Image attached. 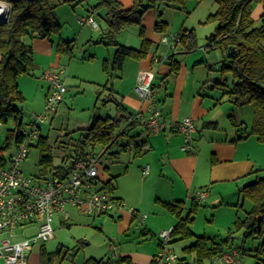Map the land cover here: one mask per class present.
I'll list each match as a JSON object with an SVG mask.
<instances>
[{"label":"trees","instance_id":"16d2710c","mask_svg":"<svg viewBox=\"0 0 264 264\" xmlns=\"http://www.w3.org/2000/svg\"><path fill=\"white\" fill-rule=\"evenodd\" d=\"M6 1L11 3V14L9 20L0 27V123L4 124L8 120H12L16 127L22 123V110L18 108L17 103L24 99L19 88L18 78L31 72L34 65L32 46L27 44L24 38L28 36L50 39L52 34L59 33L61 24L55 13V5L51 3V0ZM160 1L183 4L185 0H133L132 5L127 8L119 0H97L94 5L89 7L88 10L91 14L98 8L106 9L104 15L106 29L101 32L98 39L105 44H113L117 47L112 59H104L102 62V70L109 79L122 68L126 58H146L153 46H159L158 43L154 45L151 39L145 37L141 21L144 11L151 6L154 7L155 3ZM215 2L217 9L207 17L206 21L215 22L216 26L207 39L206 47L223 48L227 53L228 60L220 68V71L223 75L228 74L231 82L228 83L225 79L219 84L220 88L223 95H226L234 106L250 105L253 111L249 131L246 130L244 121H236L233 114L228 117L236 129L243 132L237 139H243L247 135L253 134L259 142L264 143V0H215ZM257 3H262L263 11L257 19L259 23L256 25L257 20L252 17V11ZM132 23L141 25L139 48L119 44L113 40L117 31ZM164 24V22L162 24L157 22L155 30L163 34L166 31ZM178 35L179 43L182 42L183 46L194 47L193 30L184 29ZM73 48V40H66L58 36L55 41V51L61 55L72 54ZM175 52L167 60L173 71L178 69L177 61H173ZM115 104L118 111L123 110L121 102H115ZM131 115L132 112L126 115L122 113L113 117L106 116L103 119L97 117L78 139H70V143L74 146L73 154L65 157L56 166L51 164L52 155L49 153L47 136L40 133L37 143L34 144V147L40 151L39 173L34 176L46 174L62 163L69 165L75 159H85L90 154L99 158L98 154L100 153L95 151L96 146H100L106 153L110 146L116 143L117 149L110 153L112 159H116L120 152L126 150L132 151L134 156L141 155L144 150H147L145 149L148 142L147 136L146 134L142 135L141 131L136 134H130V132L132 129L140 127L147 134L148 132L137 119L127 122ZM19 119L21 122L18 124ZM121 120L125 121V124L120 129ZM13 131L14 128L7 130L5 141L11 142ZM259 171L260 169L252 170L251 173L255 174L254 183H249L241 189L242 197L249 199L252 203L248 216L243 220L238 218L234 222L236 231L243 230V241L254 236L258 238L264 236V175H258ZM113 179L114 177L104 182V186L111 192L114 190ZM164 205L169 213L176 218V223L170 234V243L193 237L194 233L190 225L194 219L192 214L197 210L199 201L192 199L185 216L182 215L185 209L183 201L175 200L164 203ZM258 218L260 228L257 226ZM141 231L147 234L144 229ZM234 232L229 231L222 242H216L205 236H196L193 243L182 248L183 255L178 256V263L204 264L206 259L221 255L228 248H233L238 251L239 256L247 251L256 260L261 261L255 264H264V259L260 258V255L264 254V240L257 247L245 249L244 245H233ZM188 256H192V258L189 259ZM63 258L62 247H58L54 253L43 252L41 264H50L54 260L59 264ZM103 262V259H88L86 264H102ZM153 264H155L154 260Z\"/></svg>","mask_w":264,"mask_h":264},{"label":"rangeland","instance_id":"374dc122","mask_svg":"<svg viewBox=\"0 0 264 264\" xmlns=\"http://www.w3.org/2000/svg\"><path fill=\"white\" fill-rule=\"evenodd\" d=\"M96 1L89 0V4H91L89 5L84 0H51V3L55 5V13L61 27L59 33L52 34L50 39H55L56 41L58 36H61L63 39L74 40L72 54L68 56H63L64 54H62L61 64L58 66L65 71L63 80L67 86V91L64 94L63 100L59 103L56 112L48 121L42 124L41 129V133L47 136L48 139L49 153L52 155L51 164L53 166L59 165L65 157L73 154L74 146L70 143V139H78L81 133L90 125L93 116L100 115L105 117L116 114L115 101L113 99V97L117 98L115 94L108 96L110 99L107 103H103V98L106 95H102L99 99L97 98V91L101 87L99 85L100 81L105 77L101 68L103 59L106 57L111 58L117 48L116 45L105 44L98 39L102 30L106 29L105 19H103L106 9L98 8L91 14L97 24L95 29L87 24L83 25L78 22L79 19L85 20L87 18L89 15L87 8L94 5ZM120 1L125 8L131 6L133 2V0ZM216 9L217 3L215 0H185L183 4L160 1L155 3L154 7L151 6L144 11L141 25L144 24V35L148 39H152L149 38L150 34L154 36L159 33L154 29L157 22H161V24L165 23L166 31L164 33L169 38L172 35H177L184 29L193 30L195 37L194 46L197 47V50H202L204 49L202 46H205L210 33L214 31L216 26L215 22L206 21V19ZM258 23L259 21L257 20L256 25ZM141 25L135 23L126 25L114 34L113 40L116 43L127 46H139L141 39L139 37V29ZM161 35L162 33L159 34V37ZM50 39L46 38L45 41H41V38L26 36L24 41L34 46L36 42H46ZM162 46L160 45L161 48ZM178 46H183L182 42ZM210 50L212 53L216 52L218 54L217 64L221 68L228 60L225 49L216 47ZM33 72H35L34 76L32 75ZM39 74L38 71H33L32 69L31 72L23 74L18 78L19 88L24 98L22 102L17 103L18 108L22 110L21 127H25L35 114L43 112L44 102L41 99V91L46 87V82L38 78ZM32 76L35 79H32ZM226 79L228 83L231 82L228 74ZM128 83H122V81L113 75L108 85L113 86L115 91H120L118 90L119 87L121 85L128 87ZM132 91L134 92L133 88L130 90V93ZM134 94L136 93L134 92ZM137 99L139 100L138 96ZM235 110L236 121L243 120L248 128H250L253 119L252 107L244 105L242 107H235ZM124 124L125 121L121 120L119 128L123 127ZM14 127L15 124L12 120L0 124V146L5 141L7 130ZM138 132L139 128H136L132 129L130 133L136 134ZM115 147L113 145L98 160L99 175L101 179L105 180L114 176L116 172L128 168L129 172L123 173L124 175L122 174L118 180V184H121L127 190L131 187L132 181L140 182L137 178H144L140 168V165L143 163L144 154L134 157L132 151H122L119 153L118 161L120 162L117 160L116 162L112 161L113 159L110 157V151L115 150ZM39 155V149L33 147L22 164L24 173L28 175H37L39 173ZM260 173V176L264 175V171ZM250 181L251 179L245 180V183L241 187L243 188ZM142 187L143 193L144 190L145 194L147 193L146 198L153 201V197L155 198L152 194L153 186L149 184ZM135 189V187L131 188L132 192ZM226 200L227 198L224 201ZM234 201H236V198ZM145 203H148V200ZM213 203V200L211 203L204 200L199 202L197 210L192 214L194 219L190 225L194 236L188 239L172 241L169 244L170 249L179 256H182V248L193 243L196 236H205L216 242H222L229 231H235L233 233V245H244L245 249L257 247L264 240V236L259 238L254 236L243 241V230L236 231L234 226L236 219L243 220L248 216L251 210L249 199L243 202L241 194L240 200L233 206H227L226 202H221L218 205ZM141 213L146 214V212ZM97 219H103L101 225L94 223L92 218L75 209H69L66 214H55L52 221L54 236L46 242L38 241L33 244L30 254V264H41L43 252L54 253L58 247H62V255L64 253V258L59 264H86L88 259H103L105 262L112 260L114 262L116 260L114 258L120 253V250L138 240L139 232L135 229V225L138 222L137 219L134 220V223L126 234L122 233L119 235L115 229L113 219H110L108 216H100ZM161 230L159 229L156 232L157 237L155 235L152 236L150 232L148 236L151 235L150 237L156 241L159 238L158 233ZM128 239L129 241H127ZM241 256L242 264L261 262L256 260L247 251L241 254ZM260 258L263 260L264 254L260 255ZM50 264H57V261L54 260ZM204 264H219V262L215 261L214 257H211L210 259H206Z\"/></svg>","mask_w":264,"mask_h":264},{"label":"crops","instance_id":"0c3cea01","mask_svg":"<svg viewBox=\"0 0 264 264\" xmlns=\"http://www.w3.org/2000/svg\"><path fill=\"white\" fill-rule=\"evenodd\" d=\"M84 2L89 4V0H84ZM88 9L89 7L87 8L89 13ZM262 11V3H257L252 11V17L257 20ZM96 27L97 25L94 29ZM160 33L154 36L150 34L151 37L149 36V38H152L154 44L158 43ZM45 39H41V41H45ZM140 43L137 47H130L139 48ZM206 45L207 43L202 46L204 48L202 50H197L196 46L192 48L190 46H179L173 56V61H177V71L171 69L169 62L157 64L151 61L154 52L163 49V46L161 48L160 45L153 46L152 51L146 58H126L122 68L115 72V76L122 83L129 82L128 87L121 85L118 89L120 91H115L113 86L108 85L110 79L102 70L105 77L100 81L99 85L101 87L97 91V98L106 95L103 98V103H107L110 99L108 96L115 94L118 99L113 97L114 101L121 102L123 105V110L118 111L115 104L116 114L114 116H118L122 113L126 115L135 112L142 106L141 101L134 94L135 91H132V94L130 90L134 89L137 71L141 68H152L156 73V102L162 108L166 120L165 128L158 133L148 132L147 134L143 131V128H139V132L141 131L142 135L146 134L148 140L145 148L147 150L142 153L144 158L142 157L143 163L140 168L145 165L149 166V173L142 179L137 178L140 182L132 181L131 187L126 190L121 184H118V180L123 173L129 172L128 168L116 172L114 176L105 180L100 178L98 168V177L103 183L114 177L112 180L114 190L112 192L115 197L124 200L130 206H134L139 212H146L147 214L141 228H135L139 232L138 240H134L136 242L120 250V253L115 256L114 259L116 260L114 262L103 260L102 264H153V258L160 248V239L157 238L155 241L150 236L155 235L157 237L156 232L159 229L171 228L176 223L175 216L169 213L164 203L175 200L183 201L185 207L183 216L187 214L193 198L199 202L204 200L211 203L213 200V204L216 205L226 202L227 206H233L241 198V186L245 183V180L251 179L252 181L255 179V174L251 173L252 170L260 169L264 171V143L259 142L253 134H249L243 139H237L243 132L238 131L228 117L230 114L235 116L236 106L228 100L226 95H223L219 85L224 82L227 74L223 75L220 71V65L217 64L218 54L216 52L212 53L211 48L206 47ZM32 49L34 57L33 71H38L40 73L38 78L46 82V87L41 91V99L44 102L49 91V83L41 75L48 69L60 66L62 56L55 51V39L36 42ZM63 56L68 55L64 54ZM112 57L104 59L111 60ZM33 74L35 75V72ZM33 76L31 78L35 79ZM187 116L191 117L196 125V131L193 134L194 149L191 152H185L181 149L183 136L176 130V124ZM97 117L103 119L106 116L97 115ZM93 121L91 120V122ZM246 128L249 131L247 125ZM113 145L116 146V150L118 145L116 143ZM95 151L100 153L98 154L100 157L105 154L100 146H96ZM113 151H110V153ZM116 160H119V154L112 161ZM262 171H259L258 175ZM149 184L153 186L152 194L155 196L153 201L146 198L147 193L145 194V190L144 193L142 191V186ZM133 187L136 189L132 192L131 188ZM199 191L206 194L202 199L196 198ZM225 198H227L226 201H224ZM235 198L236 201H234ZM242 198L243 202L247 199ZM147 200L148 203H145ZM102 216H108L114 220L118 235L126 234L134 220H136L128 213ZM88 217L92 218L94 223L101 225L103 222V219H97L100 216ZM142 229L147 231V234H144L141 231ZM149 232L151 235L148 236ZM232 249L228 248L225 251ZM240 264H242L241 255Z\"/></svg>","mask_w":264,"mask_h":264},{"label":"built area","instance_id":"2783aa9c","mask_svg":"<svg viewBox=\"0 0 264 264\" xmlns=\"http://www.w3.org/2000/svg\"><path fill=\"white\" fill-rule=\"evenodd\" d=\"M11 3L0 0V27L9 20ZM80 24L95 27L97 24L91 14ZM179 35L170 38L163 33L159 45L163 49L155 52L153 63H166L168 57L177 50ZM64 69L53 67L41 75L49 83V91L44 100L43 112L35 114L25 127H14L11 142L4 141L0 146V264H30L33 244L53 238L52 221L57 213L66 214L76 209L88 216L119 215L128 213L138 222L140 229L147 215L117 198L104 186L98 177V158L88 155L85 159H75L69 165L59 167L38 176L24 173L22 164L28 157L41 133L42 124L56 112L67 90L63 80ZM156 73L152 68L137 71L134 91L142 106L128 118L127 122L137 119L149 133L161 132L166 120L161 107L157 105L155 85ZM1 124V123H0ZM176 130L183 136L181 149L191 152L194 149L193 134L196 125L191 117H184L176 124ZM149 166L141 168V174L147 175ZM206 194L197 193L202 199ZM170 229L158 233L159 251L154 256L155 264H179L178 255L169 247ZM221 264H240L236 249L225 251L214 257Z\"/></svg>","mask_w":264,"mask_h":264},{"label":"water","instance_id":"95a60500","mask_svg":"<svg viewBox=\"0 0 264 264\" xmlns=\"http://www.w3.org/2000/svg\"><path fill=\"white\" fill-rule=\"evenodd\" d=\"M3 22H4V20H0V24H2ZM96 117H97L96 115L93 116L92 120H95ZM20 122H21V119H19L18 124H19ZM254 181H255V180H252V181L250 182V184H253ZM257 226H258V228H260V220H259V218H258Z\"/></svg>","mask_w":264,"mask_h":264}]
</instances>
